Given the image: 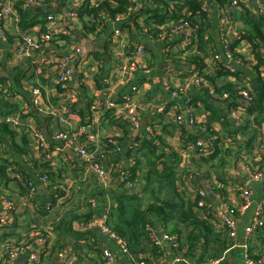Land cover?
<instances>
[{
    "label": "crops",
    "instance_id": "0c3cea01",
    "mask_svg": "<svg viewBox=\"0 0 264 264\" xmlns=\"http://www.w3.org/2000/svg\"><path fill=\"white\" fill-rule=\"evenodd\" d=\"M97 1L99 0H93L95 4ZM0 2L4 4L5 0ZM207 5L214 25L205 35L208 43L207 54L203 56L204 73L215 82L210 86V83L205 81L203 87H206L214 98L217 97L215 86H221L225 82L235 83L237 78L251 89L254 88L255 82L257 86L264 83V44L259 42L258 51L255 52L252 42L242 36L247 27L241 21L240 10L233 8L234 15L225 16L213 0H207ZM24 9L28 11V15L22 18L18 10L21 18L17 26L10 19L4 22L8 31L7 40L0 37V111L5 112L6 105H11L15 111L7 115L19 118L17 126L10 124L15 132L13 136H8L6 129L2 131L0 128V165L7 160V178L0 179V214L12 221L10 226L0 228V237H3L0 242V258L6 257L8 246H16L19 241H27L30 237L34 240L38 236H44L45 242L34 243L33 247L39 252L42 264H107L103 255L106 248H110L114 253L116 264H137L134 260L136 258H142L147 264H209L224 253L225 264H245L244 228L251 220L255 204L264 197V174L259 180H251L252 167L258 165L255 161H259L263 145L261 144L260 148L257 146L253 155L242 154V151L237 150L234 153H240L239 158L233 155L223 160L216 158L205 161L196 147L190 142L184 143V137L189 135L198 134L200 139H206L201 131L205 129L202 124L207 118L205 105L200 99H195L194 102L197 123L191 125L187 118V98L200 96L201 89H192L186 95L171 94L173 86L182 84L187 75L185 72L195 69V66L189 65L184 58L189 52L180 53L185 48V34L181 32L173 35L169 42V54L165 44L143 39L138 31L131 38L125 30L121 37L124 46L121 47L113 42V24L107 23L97 31L87 32L86 23L90 17L84 15L78 20H69L68 0H56V6L52 8ZM48 12L65 17V34L43 50L33 52L29 56L21 55L15 48L18 31H28L35 36L45 32ZM141 19L138 21L140 26L143 25ZM225 36L233 41L236 40L235 37L239 38L237 52L242 57H236L235 61L227 59L222 44ZM137 44H145L148 57L138 60V69L130 73L129 80H122V75H116L114 70L117 66L123 67L136 59L133 52ZM74 45L83 46L82 54L74 55L68 62L69 67L77 74V81L73 80L72 76L69 89L62 90L58 81L63 64L62 57ZM257 53L261 54L263 63H258ZM174 55H177L178 59ZM215 55H219V61L214 59ZM218 62L231 63L240 73L239 77L218 74L215 69ZM131 86L138 87V91L131 92ZM34 88H39L38 96L34 94ZM108 88L112 89L115 97L131 96L130 101L136 107L140 122L138 128L127 121L124 111L118 110L119 108H116V111L92 108L94 105L105 103L104 92ZM212 98L210 101L220 103V108L228 110L224 101L218 102ZM70 100L76 102V111L65 114ZM117 100L116 106L121 105L123 100ZM240 100L241 98L240 106L230 109L229 118L233 119L231 113L234 110H242V117L246 114V108ZM107 112L113 118L108 117ZM178 114L186 117V123L181 126L176 123ZM240 121L242 122V119L237 123H241ZM123 122H126L129 133H124ZM212 126L216 132L222 134L224 131L218 121H214ZM147 127H151L152 132L147 131ZM79 129H84L85 134L96 136L90 147L104 162L109 172L107 178L102 181L87 172L84 162L71 148L52 138L55 132ZM262 131L258 145L264 142V125ZM38 132L46 136V146L40 145L36 136ZM23 137L26 140L25 145ZM109 138H112L113 142H109ZM144 139L154 140L156 144H160L161 149L178 155L179 166L184 170L177 179L176 191L179 194L193 201L199 189L207 192V201L213 204V208H195V211L201 219L213 224L215 240H212L210 235L212 241L205 245L202 240L195 238L189 247L188 244H183L185 232L182 235L173 233L180 243L179 249L176 250L171 241L162 240V234L166 232L158 228L161 241L159 244L155 246L149 240H144L139 252L131 249L129 255L122 253L112 240L94 228L95 232L86 229L90 230L87 231L90 232L88 239L72 240L80 244L81 248L67 240L61 242L65 244L62 248H54L56 237L53 227L61 215L70 209L73 210L81 217L80 221L74 222L73 227L84 232L86 230L78 224L85 221L84 215L92 212V217L99 218L101 209L106 202L112 200L114 193L129 192L118 174L120 170L125 171L134 164L135 155L142 163L139 176L147 172L148 162L136 150V147L144 143ZM238 139V145L242 147L248 137L239 135ZM69 149L73 154L67 151ZM127 154H130L129 158ZM43 174L50 176L49 183L42 181ZM135 181L136 189L142 194L145 179L139 177L135 178ZM29 182L36 186L34 194L30 192ZM248 183L253 190L252 205L245 213L237 215L238 233L235 238L230 239L227 232L219 226L218 209L224 210L225 203L238 204L242 188ZM64 186L69 188L67 194L62 191ZM94 190L99 199L89 196ZM54 196L57 197L56 207L53 213L48 214L43 206L48 199H54ZM7 200L13 203L11 209L5 205ZM224 236L228 239L226 247L223 245ZM19 237L21 240L17 239ZM249 242L254 244V238ZM188 248L191 249L188 251ZM59 252L63 255L60 256ZM26 255H21L15 263L23 264ZM178 255H182L185 261L175 262ZM259 258H264V254Z\"/></svg>",
    "mask_w": 264,
    "mask_h": 264
},
{
    "label": "trees",
    "instance_id": "16d2710c",
    "mask_svg": "<svg viewBox=\"0 0 264 264\" xmlns=\"http://www.w3.org/2000/svg\"><path fill=\"white\" fill-rule=\"evenodd\" d=\"M151 2L150 0H137L136 4H132L129 0H99L92 6H83L79 18H82L84 15L90 17L86 23V30L87 32H92L105 26L108 17L114 19L118 15L128 13V8H131L134 12H131L129 17L122 21V27L129 33L130 37L135 36V32L138 31L143 39L160 43L158 42L160 34H165V41H168V43L164 42V44L169 47L171 46L169 40L173 36V32L171 31L172 27L179 22L187 21L193 30V37L197 40V45L195 49L189 50V53L184 58L190 63L189 65H194L195 69H200L204 73L205 62L203 56L207 54L206 44L208 43L205 35L209 33V29L214 25L207 0H151ZM230 3V0H218L215 4L220 10H224L228 16H233V8ZM252 4L255 5H252V7H256L254 2ZM244 7L241 12V21L247 28L242 33V36H246L252 42L254 51L257 52L259 42L264 44V16L253 13L249 7ZM17 8L22 18L28 15V11L22 6V0L18 1ZM102 12L105 13L104 16L101 14ZM140 18H143V27L138 23ZM238 45V39L230 42L229 45L234 61L236 57L241 56L237 52ZM183 52L184 50H181L180 53ZM169 53L170 50H168L167 54ZM256 56L257 60H259L258 63H263L261 54L257 53ZM174 57L177 58V55H174ZM224 64L218 62L215 67L216 72L220 75L231 74ZM239 74L236 70L231 75L239 77ZM237 79L235 83L225 82L221 86H215L217 97L212 98L207 89H205L206 87L201 88L202 93L200 96L192 97L194 100L193 103L196 102L195 99H200L206 108L207 118L202 124L205 129L201 132L204 133L206 138L210 135L217 136L211 140L209 149L204 153L196 148L205 161L216 158L223 160V158L233 155L239 158L240 153H234L237 150L242 151V154L253 155L257 146H259L258 138L262 135L264 125V83L259 84V86L254 85V88H252L254 94V100L251 103L252 107L245 109L246 114L242 117V122L240 121L241 123L238 124L236 120L228 117L231 108L240 106L238 90L246 87L239 81V78ZM204 81L209 82L210 86L215 82L212 77L205 73ZM225 94L228 95L226 99H224ZM210 98L218 102L224 101L228 110H223L220 108V103L210 101ZM6 106L7 110L5 112L0 111V117L7 116V114L15 111L12 109L14 108L13 106L8 104ZM106 115L113 118L109 112ZM214 121L220 122L224 127L222 134L221 132L214 131L212 128ZM122 127L124 133L129 131L126 122H123ZM0 128L2 131L6 129L5 131H7L10 137L15 133L7 122L1 121ZM239 135L248 137L243 142L242 147L238 145ZM199 138L198 134L193 136L189 135V137H184L183 141L185 144L190 142L193 145ZM22 139L25 145L26 140L24 137ZM1 141L2 139L0 138V143ZM136 150L146 158V162H148L147 172L139 176V167L142 163L137 155L134 156V164L126 168V171L130 174V179L133 181L139 177L145 179V185L141 189L142 194H139L140 192H136L135 194L129 192H112L115 195L111 200V228L120 236L126 238L130 244V248L134 249V251L140 250L144 240L150 241L147 235V224L149 223L156 229H161L162 232L170 234L177 233L179 235L185 232V241H183V244H188L189 247L195 238L202 240L205 245L215 240V237H213V233L215 232L213 224L208 220L201 219L199 213L195 211L197 199L195 198L193 201L189 200L176 191L177 179L180 173L182 171L184 172L179 166L178 155L161 149L159 143L156 144L154 140L150 139H144V143L140 147H136ZM127 156L129 158L130 154H127ZM6 162L7 160L0 165V179L7 178ZM89 196L97 199L100 198L96 194V190ZM92 215V212L84 215L83 220H89ZM80 219L81 217L76 215L71 209L61 215L53 227V232L56 237L54 248L57 247L60 249L65 246V244H61L65 240L73 242L77 248H81L80 244L72 240L88 239L89 236L87 235L92 231L95 232V229L84 232L75 230L73 224L75 221H80ZM31 238L27 239V241L33 242L35 240ZM2 239L3 237H0V242ZM17 239L21 240L20 237ZM223 239V245L226 247L228 239L225 236ZM254 240V244L248 242V252L252 258H259L264 254V227L258 232ZM189 249L191 248H188V251ZM0 264H3V258H0Z\"/></svg>",
    "mask_w": 264,
    "mask_h": 264
},
{
    "label": "built area",
    "instance_id": "2783aa9c",
    "mask_svg": "<svg viewBox=\"0 0 264 264\" xmlns=\"http://www.w3.org/2000/svg\"><path fill=\"white\" fill-rule=\"evenodd\" d=\"M1 1V0H0ZM19 0H5V3L2 4L0 2V37L3 40H7L8 38V31L5 27L4 22L8 19L12 20L15 26H17L20 22V14L18 12L17 3ZM132 4H136L137 0H129ZM214 3H216L218 0H213ZM230 5L232 8H238L240 12L246 7H249L253 13H258L262 16H264V7L263 4L260 3L259 0H230ZM252 2L256 4V7H252ZM150 3L151 0H150ZM95 2L93 0H68L69 5V12L67 14L69 20H78L80 16V11L83 8V6H92ZM152 5V4H151ZM244 5V6H243ZM22 6L24 8H31V7H41V8H52L56 6V0H22ZM136 6V5H135ZM255 6V5H253ZM137 8V7H136ZM131 12H134L131 8H128V13L121 14L116 16L114 19L108 17L107 23H111L115 26V30L113 33V42L116 43L118 46L123 47L124 43L121 39L122 34L124 33V29L122 27V21L127 19ZM221 13H223L225 16H228V14L225 13L224 10H221ZM103 16L105 15L104 12L101 13ZM65 17L62 15H56L55 13L48 12V15L46 17V31L40 33L38 36L31 34L28 31H18L17 33V43H16V50L21 55H31L33 52H36L38 50H43L47 46H49L54 40L58 39L59 36L65 34L64 28H63V21ZM143 20V18L141 19ZM171 31L173 32V35L179 34L183 32L185 34V40H184V52H188L189 50H193L196 47L197 40L193 37V30L190 26V24L187 21H182L177 24H175ZM243 33V32H242ZM173 37V36H172ZM241 37V34H240ZM236 39H239L238 37H235ZM171 40V39H170ZM169 40V42H170ZM233 40L228 37H223L222 44L224 48L225 55L229 61H233L232 53L230 52L229 45L230 42ZM158 42L164 44L165 41V34H160V37L158 38ZM168 47V48H167ZM170 47L166 45V49L168 50ZM188 48V49H187ZM183 51V50H182ZM83 52V46L82 45H74L71 50H69L67 53L63 55V64L61 65L60 74L58 81L60 83V87L62 90H68L71 85V79L73 75V70L71 67H69L68 62L74 57V55H81ZM134 55L136 59L132 60L128 65H125L123 67L117 66L114 70L116 75H122V80H129L130 79V73L134 70L138 69V60H144L148 57V52L145 47V44H137L135 46ZM214 59L219 61L220 57L219 55H215ZM224 66L230 71L231 74H234L236 72L235 68L231 63L226 62ZM173 70V69H170ZM187 75L184 77L183 82L181 85L173 86L174 89L171 90V94L173 96H178L180 94H188L190 90L192 89H201L205 85L204 81V73L200 69H194L191 72H185ZM115 90V89H113ZM34 94L38 96L39 88L33 89ZM138 87L131 86V92H137ZM238 94L241 99H244L248 101L249 103H252L254 100V94L252 92V89L250 87H242L238 90ZM105 95V103H100L97 105L92 106L93 109L102 110V111H109L111 109L116 111V108H119L118 110H122L125 113V117L131 125L138 128L140 126V122L137 118V112L136 107L131 103L130 97L128 95H125L123 98L121 96H114V92L111 88L106 89L104 92ZM227 94L224 95V97L227 98ZM123 100L119 105L116 106V103H118V100ZM36 102H38V98L35 99ZM193 99L192 97L187 98V118L189 120V123L191 125H195L197 123L196 114L194 113L193 108ZM123 106V107H122ZM117 110V113H118ZM76 111V102L73 100H70L65 108V114H72ZM242 110L237 111L234 110L231 113V116L234 120L239 121L242 119ZM0 121L7 122L13 126H17L19 123V118L16 116H3L0 117ZM176 123L181 126L184 123H186V117L182 114L176 115ZM147 131L152 132L151 127H147ZM81 135H84L82 137ZM36 136L40 142V145L46 146L47 145V138L44 134L38 132L36 133ZM217 136L210 135L205 140L197 139L196 143L192 146L198 148L202 153H204L207 149H209L211 140L215 139ZM52 138L54 140L61 141L64 146H67L68 148H71L76 155L84 162L87 172L93 176H95L99 180H104L109 175L108 170L106 169L104 162L99 158V156L95 153L93 149H91V144L94 143L96 136L94 134H85L84 129H79L77 131H59L53 133ZM109 142H113L112 138L108 139ZM263 145V148H261L262 153L260 154L258 160L255 161L258 163L257 166L252 167V173H251V180H259L263 174H264V142L259 143V148ZM91 146V147H90ZM262 162V163H261ZM119 177L120 179L126 184L127 189L129 190V193L135 194L138 193V189H136V185L133 180L130 179V174L125 170L119 171ZM42 181H44L46 184L50 182V176L48 174H43L41 176ZM29 188L31 194H34L36 192V186L33 182H29ZM62 191L67 194L69 192V188L64 186L62 188ZM252 196H253V190L251 187V184L248 183L247 185H244L242 188V193L240 196V202L238 204L230 205L228 203H225V209L219 210L218 209V218H219V226L223 231L227 232V235L230 239H233L237 236L238 230H237V221L236 217L237 215L245 213L246 210L249 209V207L252 205ZM57 197L54 196V199H48L44 203V210L51 214L54 212L55 209V199ZM196 209H203V208H213V204H210L207 201V192L204 189H199L196 193ZM57 200V199H56ZM5 205L8 208H12L13 203L7 200L5 202ZM111 207L112 202L109 200L106 202L103 206V208L100 211L99 218H95L93 216L89 220L79 222V226L86 229H99L102 233H104L110 240H112L119 250L124 254H131V248L128 240L122 236H120L116 231H114L110 226V213H111ZM12 224V221L6 217L0 214V228L7 227ZM216 227V226H215ZM264 227V197L260 199L254 206L253 209V215L251 217L250 222L245 226L244 228V237H245V245L246 248V255H245V264H264V258H252L250 257L247 246L250 239L255 238L258 234V232ZM160 230V229H159ZM162 234V233H161ZM147 235L150 239V242L152 244H159L160 238L158 236V228L156 229L152 224H147ZM163 239L162 240H169L173 243V247L178 250L180 243L177 236L172 235L170 233H163L162 234ZM45 242L44 236H38L35 239V242H28V241H22L16 246H8L6 249V257L3 258V264H16V260L19 259L21 255L26 253L27 258L24 261L23 264H42L40 254L37 250H35L34 243L37 244H43ZM231 247V246H230ZM229 247V248H230ZM227 248V249H229ZM59 255L62 256L63 254L59 252ZM103 255L105 257L107 264H116V258L114 256V253L110 248H106L103 251ZM133 259V258H132ZM135 263L137 264H147L145 260L142 258H136L134 259ZM175 262H184L185 258L182 255L176 256ZM226 263V255L225 253L220 255L218 258H214L210 261L209 264H225Z\"/></svg>",
    "mask_w": 264,
    "mask_h": 264
},
{
    "label": "water",
    "instance_id": "95a60500",
    "mask_svg": "<svg viewBox=\"0 0 264 264\" xmlns=\"http://www.w3.org/2000/svg\"><path fill=\"white\" fill-rule=\"evenodd\" d=\"M260 1V3L261 4H263V7H264V0H259ZM73 80H76L77 81V74H76V72L74 71L73 72ZM255 86H257V82H255V84H254ZM240 103L242 104V106L244 107V108H250V107H252V104L251 103H249L248 101H246V100H244V99H241L240 100ZM69 153H72L73 154V152H72V150H67Z\"/></svg>",
    "mask_w": 264,
    "mask_h": 264
}]
</instances>
